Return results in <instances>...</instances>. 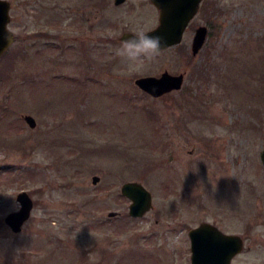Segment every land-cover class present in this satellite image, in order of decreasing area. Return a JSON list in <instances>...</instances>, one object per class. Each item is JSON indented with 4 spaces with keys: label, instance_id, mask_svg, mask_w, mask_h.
I'll list each match as a JSON object with an SVG mask.
<instances>
[{
    "label": "rangeland",
    "instance_id": "374dc122",
    "mask_svg": "<svg viewBox=\"0 0 264 264\" xmlns=\"http://www.w3.org/2000/svg\"><path fill=\"white\" fill-rule=\"evenodd\" d=\"M9 1L0 264H192L202 222L243 238L233 264H264V0H203L182 43L134 72L115 50L158 26L148 0ZM198 25L209 33L194 56ZM165 71L185 73L183 88L156 98L136 84ZM127 181L153 194L143 217L129 215ZM22 190L34 208L15 234L5 218Z\"/></svg>",
    "mask_w": 264,
    "mask_h": 264
},
{
    "label": "water",
    "instance_id": "95a60500",
    "mask_svg": "<svg viewBox=\"0 0 264 264\" xmlns=\"http://www.w3.org/2000/svg\"><path fill=\"white\" fill-rule=\"evenodd\" d=\"M126 0H115L116 4L124 3ZM160 9L159 25L148 31L150 35L162 38V50L182 42L184 33L199 11L202 0H152ZM11 3L8 0H0V55H2L15 41L16 36L8 28L11 20ZM133 32H125L121 36L124 41ZM208 36V27L201 25L197 28L193 44V55H197L203 48ZM185 81V73L172 74L165 71L161 76H144L138 78L136 83L145 91L155 97L180 89ZM26 122L31 127H37L36 118L25 115ZM261 160L264 164V148L261 152ZM100 180L98 175L93 177V182ZM122 194L132 200L130 214L142 216L153 206L152 193L144 184L138 181H127L121 187ZM21 207L11 212L6 217L8 225L16 232H20L25 222L31 217L34 208L33 198L28 192L18 195ZM119 212L111 211L109 216H116ZM192 238V264H232L233 258L242 252L244 240L238 234H227L217 226L202 222L190 232Z\"/></svg>",
    "mask_w": 264,
    "mask_h": 264
},
{
    "label": "clouds",
    "instance_id": "9594fccd",
    "mask_svg": "<svg viewBox=\"0 0 264 264\" xmlns=\"http://www.w3.org/2000/svg\"><path fill=\"white\" fill-rule=\"evenodd\" d=\"M161 52L162 38L139 29L134 31L130 38L121 42L115 50V55L130 71L134 72L139 66L155 61Z\"/></svg>",
    "mask_w": 264,
    "mask_h": 264
},
{
    "label": "flooded vegetation",
    "instance_id": "af4514ba",
    "mask_svg": "<svg viewBox=\"0 0 264 264\" xmlns=\"http://www.w3.org/2000/svg\"><path fill=\"white\" fill-rule=\"evenodd\" d=\"M128 0H126L124 3H122V4H116L115 3V5L116 6H122V5H124L126 2H127ZM143 1H145V0H143ZM114 2H115V0H114ZM148 2H150L151 3V5H152V7H154L155 8V10L158 12V16H159V20H160V15H161V12H160V9L152 2V0H148ZM191 27H192V24L190 25ZM198 26H200V25H198ZM198 26H196V28H195V30L197 29V27ZM190 28V27H189ZM16 211V210H15ZM143 217V216H142ZM5 221H6V218H5ZM7 223V222H6ZM27 223V221L25 222V224ZM24 224V225H25ZM7 225H8V223H7ZM213 225H215V226H217V228H219L220 230H223L217 223H214ZM9 226V225H8ZM10 227V226H9ZM24 227V226H23ZM192 228H195V227H191L190 228V230H189V237H190V231H191V229ZM10 229L15 233V234H17V233H21L22 232V230L20 231V232H16V231H14L11 227H10ZM224 231V230H223ZM190 241H191V237H190ZM235 259V258H234ZM18 264V263H17ZM233 264V263H232Z\"/></svg>",
    "mask_w": 264,
    "mask_h": 264
}]
</instances>
